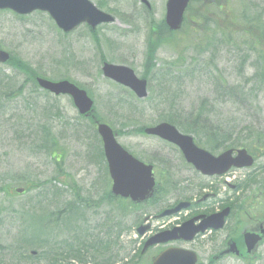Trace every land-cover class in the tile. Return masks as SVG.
I'll use <instances>...</instances> for the list:
<instances>
[{
  "label": "rangeland",
  "instance_id": "obj_1",
  "mask_svg": "<svg viewBox=\"0 0 264 264\" xmlns=\"http://www.w3.org/2000/svg\"><path fill=\"white\" fill-rule=\"evenodd\" d=\"M90 1L99 6L100 0ZM148 1L151 9L142 0H104L102 10L113 13L117 22L96 28L100 46L86 25L65 34L47 13L20 17L9 10L0 11V45L28 63L35 73L53 80L69 78L86 87L95 99L98 116L119 130L117 138L127 149L155 166L161 186L166 184L167 172L171 183L187 189L183 197L200 198L218 191L217 198L210 200L219 207L217 202L225 197L223 181L202 177L185 163L177 148L141 135L138 129L172 113L184 125L201 114L202 119L222 128L221 139L226 145L231 137H264V81L258 76L264 64V0H192L186 25L167 37L159 25L166 14V0ZM153 51L155 58L150 62ZM101 55L110 63L130 66L139 77L147 76L148 98L138 99L129 89L104 77ZM0 73L5 80V84L0 83V244L12 248L10 253L5 250V256L0 254L5 264H47L20 257L21 251L41 246L29 233L37 227L36 219L40 221L67 200L80 198L89 199L92 205L84 216L90 226L98 224V236L105 232L99 230L101 225L111 227L112 252L116 255V251H122L114 264L126 262L140 248L142 240L136 233L140 221L181 197L169 189L158 204L149 202L136 210L141 216L138 223L135 213L122 217L118 205L101 202L111 188L101 143L90 121L78 114L72 99L44 92L28 74L11 64H0ZM51 136L63 153L58 161L45 147L47 140L52 144ZM192 136L208 148L204 136ZM158 156L169 158L170 164L160 165ZM261 167L264 152L255 169L235 171L229 178L240 184ZM17 189L24 191L18 193ZM56 189L61 192L58 194ZM249 190L246 195L258 199V190ZM238 193L242 195V190ZM202 206L198 205L196 211H202ZM190 213L156 221L153 230L168 227ZM239 219L246 229L256 224L248 211L242 216L235 211L223 231L198 237L191 244L201 260L209 261L231 231L239 233L233 228ZM123 227L129 229L116 244L115 233ZM64 232L62 225L58 233ZM151 255L145 256L142 263L148 264ZM70 264L81 263L72 260ZM217 264H264V242L249 261L228 258Z\"/></svg>",
  "mask_w": 264,
  "mask_h": 264
},
{
  "label": "water",
  "instance_id": "obj_2",
  "mask_svg": "<svg viewBox=\"0 0 264 264\" xmlns=\"http://www.w3.org/2000/svg\"><path fill=\"white\" fill-rule=\"evenodd\" d=\"M188 1L169 0L167 23L172 29H177L181 26ZM15 6L22 13L31 12L36 8L48 9L54 15L59 26L65 30L74 28L82 21H87L93 27H96L102 22H113L115 20L113 16L98 10L88 0H0V7L15 8ZM8 59L9 54L0 51V61L5 62ZM104 72L106 76L130 86L139 97L147 96L146 80L138 79L132 69L124 66L105 64ZM37 80L40 86L56 94H71L81 114H89L91 111L93 101L88 97L87 93L70 84L68 81L52 82L43 78H38ZM99 131L103 136L106 154L110 162L111 175L114 179V193L121 194L122 196L130 195L134 200L145 198L154 187L151 166H145L123 150L116 142L112 130L107 125H100ZM146 131L149 134L159 135L180 145L185 151L187 159L204 173H223L232 165L245 167L251 166L254 162L246 150H240L235 159H232V151L225 152L220 157L215 158L209 153L198 149L193 144L192 138L180 134L176 128L166 123L155 128H149ZM184 206L187 205L184 204ZM180 208L179 206L172 211H167L164 215L177 212ZM228 214L229 209H226L220 214L208 217L200 229L205 231L211 226L217 229L222 228L225 217ZM183 230L185 238L192 239L195 232L199 229L194 231L192 223L189 222L185 224ZM140 232L144 233V230H140ZM167 233L169 232L162 233L150 239L145 249L150 245L167 240L169 237H164ZM260 239L254 233H247L245 240L248 245V250L251 251ZM235 248L236 245L232 244L230 251H234ZM196 259V255L192 252H186L181 249H169L158 256L154 264H195Z\"/></svg>",
  "mask_w": 264,
  "mask_h": 264
},
{
  "label": "flooded vegetation",
  "instance_id": "obj_3",
  "mask_svg": "<svg viewBox=\"0 0 264 264\" xmlns=\"http://www.w3.org/2000/svg\"><path fill=\"white\" fill-rule=\"evenodd\" d=\"M157 162L158 163H160L161 165H163V166H168L170 163H169V158H162V157H159L158 156V158H157ZM208 199H201V201H200V199H194L192 202H191V215H189L188 217H187V219L186 220H188V219H192V218H195V217H197L198 215H200V214H211V213H213V212H215V211H220L222 208H218V209H213V210H204L203 212H201V211H196V208L197 207H193V205H197V204H199V203H202V202H205V201H207ZM227 201H229L228 199H226ZM231 201L233 202H235L236 201V199H231ZM178 201H175V202H173L174 204L175 203H177ZM233 204H231V206H232ZM262 224H260V226H261ZM259 226V227H260ZM182 243H184V242H182L181 241V243H179L178 245L179 246H183L184 244H182ZM214 263H217V261H214ZM208 264H213V263H208Z\"/></svg>",
  "mask_w": 264,
  "mask_h": 264
},
{
  "label": "trees",
  "instance_id": "obj_4",
  "mask_svg": "<svg viewBox=\"0 0 264 264\" xmlns=\"http://www.w3.org/2000/svg\"><path fill=\"white\" fill-rule=\"evenodd\" d=\"M206 132L208 134H211L213 132H216V130H214L211 127H206ZM241 144H243L244 146H246L248 148H253L254 147L253 143L250 142V141H247V140L241 142ZM0 250H1V246H0ZM73 252H74L73 248H66V249H64L63 252H61V251L58 252V249L54 250L53 256H52V258H50L51 264H54V263L60 264L61 260L68 259L69 258L68 255H71V254L80 255L78 251H76V253H73ZM21 255H23V254H21ZM24 257H25V255H23V258Z\"/></svg>",
  "mask_w": 264,
  "mask_h": 264
}]
</instances>
